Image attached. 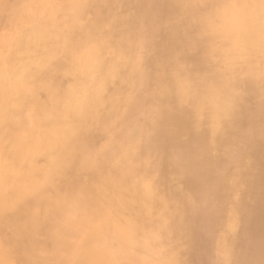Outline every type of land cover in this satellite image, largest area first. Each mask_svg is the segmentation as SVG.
<instances>
[{
  "label": "bare ground",
  "instance_id": "1",
  "mask_svg": "<svg viewBox=\"0 0 264 264\" xmlns=\"http://www.w3.org/2000/svg\"><path fill=\"white\" fill-rule=\"evenodd\" d=\"M31 1L0 0V264H264V0Z\"/></svg>",
  "mask_w": 264,
  "mask_h": 264
},
{
  "label": "rangeland",
  "instance_id": "2",
  "mask_svg": "<svg viewBox=\"0 0 264 264\" xmlns=\"http://www.w3.org/2000/svg\"><path fill=\"white\" fill-rule=\"evenodd\" d=\"M3 1V0H2ZM8 1V0H7ZM9 1H11V0H9ZM12 1H14V0H12ZM50 0H32L31 2H29V4L30 3H37V2H44L43 3V8H41L40 10H39V12H38V15H41V14H44V12H49V11H47L48 10V8H51L52 10H54L55 8H58V6L59 5H61L62 3L60 2H55V3H52L51 1V3L49 2ZM62 1H64V0H62ZM27 2V0H22V4H18L16 7H12L11 8V10H15V12H20V10L22 11L24 8H21L22 6L21 5H25V3ZM53 2H54V0H53ZM24 3V4H23ZM21 8V9H20ZM57 10V9H56ZM63 10H65V8H63ZM55 13H57V11L55 12ZM0 15H2V12H0ZM51 16V15H50ZM53 17H55V15L53 16ZM53 22V21H52ZM16 26V25H15ZM0 29H3V24L0 26ZM19 35V34H18ZM18 35L16 36V37H18ZM0 38H1V36H0ZM2 39H0V42H1V46H0V50L2 51V52H9L10 50H11V48H12V50L11 51H13V46L11 45V44H8V42H7V37L6 38H4L2 41H1ZM11 41H12V39H11ZM149 42H151V41H148V42H146L147 44H146V48L144 49L145 50V53L146 52H148V48H149V46H150V44H148ZM14 43V42H13ZM8 47H10L9 49L10 50H5V49H7ZM142 54H143V51H138V52H136L135 54H134V56H133V60H135V62L136 63H138L139 62V58H140V56H142ZM141 59V58H140ZM143 70V69H142ZM12 71V70H11ZM15 71L16 70H14L13 72L15 73ZM139 73H140V76H138L137 77V79L139 80V84L138 85H136L135 87H136V89H138L137 91H138V93H140V94H142V91L143 90H145L144 88H143V83H142V76H141V73H142V71L141 70H139ZM135 80H136V78H135ZM141 99V98H140ZM140 99L138 100V103H139V101H140ZM11 100H15V97H14V99L12 98ZM14 102H16V101H14ZM42 102H44V101H42ZM143 102H140L139 104H137V105H140V104H142ZM5 111H7V109L6 110H4V112H3V114L5 113ZM24 111H26V110H24V109H21V110H18V114H20V115H27V113L26 112H24ZM2 114V115H3ZM190 115V114H189ZM157 128V127H156ZM156 128L154 129V130H152V132L150 133V136H154V135H159L160 133V131H157L156 130ZM181 133H180V130H179V127H174L173 128V130H171L170 131V144H168V150H167V152L168 153H170L173 157H175V154H174V152L177 150V144H178V142H179V139L181 138V135H180ZM108 137H109V133H107V134H105L104 136H103V138L105 139V140H107L108 139ZM145 138V137H144ZM144 138L142 139V141H144ZM104 141L102 140V143H103ZM95 144H97V143H95ZM92 146H88L87 147V150L89 149V148H91ZM166 152V153H167ZM160 154H165V153H160ZM89 156V155H91V150H88L87 151V154H86V156ZM154 155V154H153ZM155 156H159L158 154L157 155H154V156H152V157H155ZM138 161L136 160V161H134V163L133 164H135V163H137ZM140 165V164H139ZM163 177H165V176H163ZM163 182V180H161V181H159L158 183H162ZM215 203V202H214ZM224 204H225V201H223L222 202V206H224ZM181 206V205H180ZM193 206H195L193 209L194 210H197L198 211V213H200V212H203L207 207H208V204H207V200L206 199H196V198H193ZM218 211H219V209H218ZM59 222H57V224H58ZM41 228H44V225H42L41 226ZM180 229L181 228H179L178 229V231H176V232H180ZM210 229H212V224L211 223H207L206 222V224L204 225V227H203V230L202 231H204V232H208ZM177 237V236H176ZM172 238V240H168V241H166V245H168V247H167V258H169V259H171L173 256H176V254H178V253H181V252H183L184 251V245L182 244V243H180V241H178V238ZM155 242H156V240H155ZM157 245H159L161 248H163V246L165 245V244H162V242H160V243H158ZM116 255V253H115V249H113V251L110 253V256L112 257V258H114V256ZM190 254L191 253H189V258L188 259H190L191 260V257H190ZM27 259L28 258H30V257H27V256H25ZM102 256L100 255V253H96L95 254V256H94V258L95 259H100ZM103 258V257H102ZM30 259H32V258H30ZM123 260H126V259H128V257H123L122 258ZM125 262V261H124ZM193 264V263H192ZM210 264H212L211 262H210Z\"/></svg>",
  "mask_w": 264,
  "mask_h": 264
}]
</instances>
